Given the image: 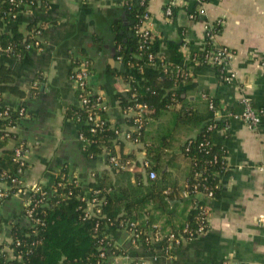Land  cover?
<instances>
[{"label": "crops", "instance_id": "0c3cea01", "mask_svg": "<svg viewBox=\"0 0 264 264\" xmlns=\"http://www.w3.org/2000/svg\"><path fill=\"white\" fill-rule=\"evenodd\" d=\"M128 1L137 0L32 1L22 4L16 20L7 24L6 31L17 27L23 34L33 25L43 27L42 45L28 50L22 61L0 57V65L17 72V85L27 93L22 100L6 96L5 103L28 108L24 124L13 130L28 147L24 184L28 191L53 186L67 169L88 192L94 174L108 170L102 157L87 154L80 126L67 117L70 109L79 106L72 70L75 61L91 60L90 85L104 99L107 121L127 132V114L116 99L128 88L116 67L122 63L116 58L114 25L126 19ZM170 5L175 18L174 13L166 16ZM199 9L195 0H148L150 29L161 42L157 57L173 63L182 55L181 65L193 75V84L187 87L189 97L207 93L218 101L216 118L221 126L212 139L225 151L227 173L220 178V195L206 201L210 230L170 251L160 245L149 250L131 245L129 234L116 230L110 238L125 255L106 264H264V0H208L205 13ZM218 22L222 26L215 45L233 54L227 71L236 78L228 83L220 79L215 67L196 63L206 45V24ZM243 97L261 116L256 130L240 120ZM114 151L118 158L133 151L139 162L146 158L142 146L125 140ZM174 156L179 157V151ZM178 176L180 197L188 198L183 189L184 168ZM28 191L0 205V245L9 254L14 226L30 228L25 215ZM148 212L143 221L149 227L161 225L151 208Z\"/></svg>", "mask_w": 264, "mask_h": 264}, {"label": "trees", "instance_id": "16d2710c", "mask_svg": "<svg viewBox=\"0 0 264 264\" xmlns=\"http://www.w3.org/2000/svg\"><path fill=\"white\" fill-rule=\"evenodd\" d=\"M18 1L29 4L38 0ZM147 7L148 0L145 5L140 0L128 1L126 19L114 25V32L118 47L116 58L121 57L125 66L120 75L128 88L125 93L117 94L116 99L123 110L133 109L127 115V132L132 133L133 139L138 138L137 145L142 146L146 155L144 162L147 161L149 167L145 168L133 151L119 158L121 166L114 168L109 163V158L116 156L114 146L122 140L133 141L121 139L120 128L107 121V109L98 111L101 119L106 121L105 126L93 133L89 112L79 103L78 107L68 111L67 117L80 126L87 154L94 159L102 157L108 170L94 174L88 192L65 169L53 186H41L44 195L29 193L30 206L26 205L25 215L30 228L14 226L9 245L12 254L0 245V264H106L125 255L110 238L111 232L123 230L129 234L131 223H136L137 229L143 233L137 243L130 240L131 245L143 246L146 250L160 245L170 251L190 241L170 249L165 240L146 243L145 236L152 227L143 218L149 208L156 213L162 231L180 235L186 226L191 230L197 228L199 208L207 205L204 189L213 191L214 198L220 195V178L227 173V168L223 164L226 158L224 149L212 139L214 131L221 126L216 118L218 101L207 93L189 97L187 87L192 86V79L177 75V71L184 68L182 55H178L173 63L160 60L157 52L161 42L156 37L141 47L138 28ZM19 11L20 7L10 0H0V57L22 61L27 55V46L35 41L31 30L37 24L27 34L21 33L17 27L6 31L7 24L16 20L12 14L18 15ZM212 50L207 41L204 51L196 57L199 67L207 65L205 55ZM149 54L154 56L153 60L148 58ZM215 69L220 76L221 67L215 66ZM18 77L17 72L0 65V175L8 172L25 183L29 165L26 161L24 173L18 174L20 166L14 161V149L26 143L11 128H18L26 118L20 115L21 107L5 103L6 96L17 100L26 98L27 93L17 85ZM88 88L92 89L90 81ZM91 98L95 100L94 96ZM139 105L146 106L140 111L142 126L135 123ZM22 107L28 109L26 105ZM7 108L9 112L4 116ZM213 124L217 128L208 131ZM25 146L28 148L27 144ZM176 151H179V157L174 156ZM183 168L187 185L183 189L191 194L188 198L180 197L181 179L178 175L183 173ZM171 169L178 174L171 173ZM150 172H155V179L149 178ZM8 183L11 184L10 180ZM19 188V185L12 184L11 193H18ZM14 197L18 196H9L2 203ZM28 210L32 211L31 217ZM88 212L89 216H86ZM214 264H222V261Z\"/></svg>", "mask_w": 264, "mask_h": 264}, {"label": "built area", "instance_id": "2783aa9c", "mask_svg": "<svg viewBox=\"0 0 264 264\" xmlns=\"http://www.w3.org/2000/svg\"><path fill=\"white\" fill-rule=\"evenodd\" d=\"M142 5H145L146 0H140ZM199 5V13L204 14L205 13V5L207 4L208 0H195ZM10 2L13 5H16L17 7H20L23 2L16 0H10ZM30 4H33L31 2ZM173 14L172 11V5L168 6L166 9V16L171 17ZM13 19L16 18L17 14H12ZM151 25V15L149 13L148 7L146 13L142 16V22L141 25L139 26V31L138 33L140 34V37L142 39V45H146L148 42H151L154 40V36L152 34V31L150 29ZM222 26V22H218L216 24H206L205 26V39L206 42H210L212 45V50L210 53H207L205 55V63L209 66L215 67L219 66L221 67L220 71V79L223 82H231L235 80L236 74L233 73L232 71L228 72V65L233 57V54L229 51V49L225 47H216L215 42L216 39L219 35L220 29L218 27ZM32 38L35 39L33 44H30L27 46V49L30 50L33 47H40L42 45L41 42V37L43 35V27L42 26H37L34 27L32 30ZM148 58L150 60L154 59V56L152 54L148 55ZM117 60L120 63L122 62V58L119 57ZM196 63H199L196 61ZM91 68H92V62L88 58H82L79 59L78 61L74 62L73 70H72V81L76 87L77 93H78V99L80 106H82L84 109H87L89 112L88 114V119L89 122H91L92 127L91 131L93 133L102 130L103 127L105 126V120L101 119L100 115L98 114V111L106 110L107 107L104 105L103 97L95 93L92 89L88 88V83H89V78L91 74ZM177 75H181L184 79H193V75L190 71L182 68L177 71ZM91 96H94L95 100L91 98ZM205 97V96H203ZM242 103L244 106V112L241 115V121L242 123L250 130H256L258 129L260 122H261V116L260 114L254 109L251 101L247 99L246 97L242 98ZM146 106L139 105L137 106L138 112L137 116L135 119V123L142 126V118L143 114L140 112L142 109H145ZM211 108H213V105L211 104ZM125 113L128 115V113H132L133 109L132 108H127L124 110ZM9 112V108L4 112V116H7ZM20 115L24 118L27 117V110L24 107H21L19 109ZM3 116V115H1ZM217 128V125L213 124L208 128V131H214ZM16 129V127H12L11 130ZM118 133V131H117ZM121 136H123L126 140H131L133 141L134 144H138L139 140L138 138L133 139L132 138V133L131 132H125L122 133ZM82 137V136H81ZM83 139V137H82ZM26 144L21 143L14 149V161L19 164L20 169L18 170V174L22 175L24 173V167L26 166V155L28 153V148L25 146ZM109 163L114 167L118 168L120 167V161L117 156H111L109 158ZM145 168L149 167V163L147 161L143 162ZM223 164L225 168H227V163H226V158L223 160ZM150 179H155L156 174L155 172H150L149 174ZM8 180H10L11 184L8 183ZM12 184L19 185V192L18 193H11L12 189ZM25 183L18 181L14 177H12L8 172H3L0 175V204L4 201V199L8 198L9 196H18L21 195L22 193H25V191H28L27 187L24 185ZM187 187V185H186ZM218 187V186H217ZM197 190V187H196ZM204 200L205 202L207 200L213 199L214 198V193L213 191H209L207 189H204ZM29 193L33 194H41L44 195L45 191H43V188L41 186H36L33 187L28 191ZM167 193V191H166ZM185 195L189 196L191 195L188 190L185 191ZM198 195V194H197ZM30 204L27 203V207H29ZM199 214L197 217V228L195 230L189 229L188 226L185 227L183 232L180 235H176L173 232H164L162 229L158 226H152V229L147 235L145 236V241L148 244H156L161 241H167L169 249L174 246H179L181 245L184 241H192L204 234H206L210 230V212L207 207V205H202L199 208ZM31 212L28 210V216L31 217ZM86 216H89V212L87 213ZM143 233L137 229V224L136 223H131L130 224V232H129V237L130 240L132 241L133 244L137 243V239L140 238V236ZM101 257H104V253L101 254ZM222 264H228L227 261H223Z\"/></svg>", "mask_w": 264, "mask_h": 264}, {"label": "water", "instance_id": "95a60500", "mask_svg": "<svg viewBox=\"0 0 264 264\" xmlns=\"http://www.w3.org/2000/svg\"><path fill=\"white\" fill-rule=\"evenodd\" d=\"M116 67L123 73L124 71H125V66H124V64L122 63V64H116Z\"/></svg>", "mask_w": 264, "mask_h": 264}]
</instances>
